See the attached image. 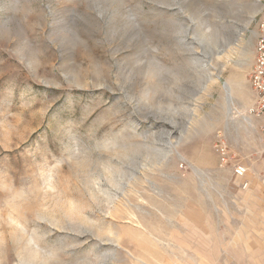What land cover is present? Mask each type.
<instances>
[{"label":"rangeland","instance_id":"rangeland-1","mask_svg":"<svg viewBox=\"0 0 264 264\" xmlns=\"http://www.w3.org/2000/svg\"><path fill=\"white\" fill-rule=\"evenodd\" d=\"M263 19L264 0H0V264L172 263L162 236L248 123Z\"/></svg>","mask_w":264,"mask_h":264},{"label":"crops","instance_id":"crops-1","mask_svg":"<svg viewBox=\"0 0 264 264\" xmlns=\"http://www.w3.org/2000/svg\"><path fill=\"white\" fill-rule=\"evenodd\" d=\"M243 117L248 123L223 127L229 146L227 165L219 170L200 169L212 181L220 171L223 181L197 185L195 199L173 218L172 232L162 236L170 242L162 254L174 257L165 264H264L261 119L247 111ZM237 165L246 168L244 175L235 173Z\"/></svg>","mask_w":264,"mask_h":264},{"label":"built area","instance_id":"built-area-1","mask_svg":"<svg viewBox=\"0 0 264 264\" xmlns=\"http://www.w3.org/2000/svg\"><path fill=\"white\" fill-rule=\"evenodd\" d=\"M255 60L249 72L250 86L255 94L253 104L248 107L247 113L261 119L262 141L264 145V19L258 23V35L255 47ZM220 154L221 162L229 161V146L224 137H219L215 144ZM235 173L244 175L246 168L243 165L235 167Z\"/></svg>","mask_w":264,"mask_h":264},{"label":"bare ground","instance_id":"bare-ground-1","mask_svg":"<svg viewBox=\"0 0 264 264\" xmlns=\"http://www.w3.org/2000/svg\"><path fill=\"white\" fill-rule=\"evenodd\" d=\"M231 89V88H230Z\"/></svg>","mask_w":264,"mask_h":264}]
</instances>
